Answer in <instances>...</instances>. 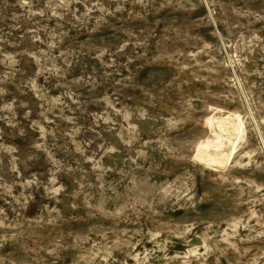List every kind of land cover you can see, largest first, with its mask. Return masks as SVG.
<instances>
[{
  "label": "rangeland",
  "instance_id": "1",
  "mask_svg": "<svg viewBox=\"0 0 264 264\" xmlns=\"http://www.w3.org/2000/svg\"><path fill=\"white\" fill-rule=\"evenodd\" d=\"M0 264H264V0H0Z\"/></svg>",
  "mask_w": 264,
  "mask_h": 264
}]
</instances>
